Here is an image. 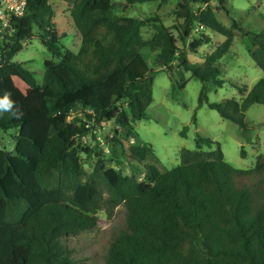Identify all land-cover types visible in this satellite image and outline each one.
<instances>
[{
    "label": "trees",
    "instance_id": "1",
    "mask_svg": "<svg viewBox=\"0 0 264 264\" xmlns=\"http://www.w3.org/2000/svg\"><path fill=\"white\" fill-rule=\"evenodd\" d=\"M50 1L27 0L23 15L0 28V100L7 94L12 111L22 113H0V132L17 130L15 152L0 148V264H82L68 241L97 226L101 201L107 210L120 204L126 209L103 264H264V153L251 168L237 169L219 142L197 136L195 149L181 148L179 164L164 168L152 143L137 139L125 145L118 139L120 132L134 139V123L150 119L154 70L142 53L148 48L173 89H184V72H190L201 82L199 106L234 122L249 140L246 111L264 105V29L221 23L211 5L229 14V0H175L171 27L157 14H118L113 0H72L69 16L80 39L73 51L61 42L67 31ZM125 1L131 6L166 0ZM145 26L153 28L147 39ZM195 27L225 37L202 63H192L184 48ZM236 32L248 41L263 76L249 90L233 83L239 100L210 101L208 93L227 81L221 60ZM33 37L58 59L44 61L41 80L12 60ZM209 41L200 33L188 50L197 53ZM105 122L114 125L111 141L119 144L120 156L115 167L106 168L97 154L86 172L81 153L93 149L80 139ZM240 153L246 154L243 148Z\"/></svg>",
    "mask_w": 264,
    "mask_h": 264
},
{
    "label": "rangeland",
    "instance_id": "2",
    "mask_svg": "<svg viewBox=\"0 0 264 264\" xmlns=\"http://www.w3.org/2000/svg\"><path fill=\"white\" fill-rule=\"evenodd\" d=\"M72 0H51L55 7L56 20L61 29L67 31L62 44L77 51L80 39L75 35L72 21L69 16V7ZM114 9L118 14L132 17H152L157 14L164 25L172 26L176 23L174 15L175 0L165 2H148L128 5L125 0H113ZM216 11V17L225 26L229 27L232 20L241 23L244 29L258 32L264 29V0H229L230 13L217 10L215 4L211 5ZM204 33L210 37L209 43L202 44L197 53L188 50L187 45L194 37ZM153 34V28L145 26L142 35L145 39ZM225 37L207 28L195 27L193 34L186 40L185 50L187 57L192 63H202V57L211 53ZM183 47L182 43H179ZM249 43L238 32L234 36V42L230 51L223 56L221 62L225 71L221 78L227 81L222 87L212 89L208 93L210 101H219L223 98H235L239 100L242 95L233 83L245 84L249 90L251 86L263 76L262 70L254 63L248 53ZM144 57L154 70L152 84L153 100L149 106L150 119L138 120L134 123L137 137L126 140L121 134L118 139L125 145L133 144L137 139L152 143L155 154L164 168H172L179 164V150L181 148L195 149L197 136L208 137L220 143L225 160L237 169H249L255 162L256 155L264 153V105L253 104L246 111L245 120L251 127L247 132L248 139H244L240 128L232 121L224 119L206 104L199 106L198 96L201 82L191 76L188 71L184 72L186 84L184 89L173 82L168 73L154 64L155 53L148 48L142 50ZM51 59L57 62L36 38L25 41L21 51L16 53L12 60L23 63L25 68L34 73L36 79L41 80L44 71V61ZM179 78V77H178ZM195 114L196 121L192 116ZM183 127H187L185 135L181 134ZM114 125L105 122L100 126L90 129L80 139L81 145H87L93 149L91 154L82 152L81 159L86 172H90L95 163L97 154L105 167H115L119 158L120 147L117 142H112ZM16 129L0 132V148L14 153ZM246 154L241 156V149ZM125 173L130 172L126 165ZM143 175L140 173L139 177ZM103 197H106L104 193ZM99 222L92 230L84 231L69 241L73 256L82 264H103L111 238L117 234L125 222L126 209L123 204L107 210L101 201L96 211Z\"/></svg>",
    "mask_w": 264,
    "mask_h": 264
},
{
    "label": "built area",
    "instance_id": "3",
    "mask_svg": "<svg viewBox=\"0 0 264 264\" xmlns=\"http://www.w3.org/2000/svg\"><path fill=\"white\" fill-rule=\"evenodd\" d=\"M27 0H0V28L9 26V21L13 17L23 15Z\"/></svg>",
    "mask_w": 264,
    "mask_h": 264
},
{
    "label": "clouds",
    "instance_id": "4",
    "mask_svg": "<svg viewBox=\"0 0 264 264\" xmlns=\"http://www.w3.org/2000/svg\"><path fill=\"white\" fill-rule=\"evenodd\" d=\"M13 109V103L8 99V95L6 94L3 100H0V113L2 112H10V114L14 118H20L22 113H19L18 111H12Z\"/></svg>",
    "mask_w": 264,
    "mask_h": 264
}]
</instances>
